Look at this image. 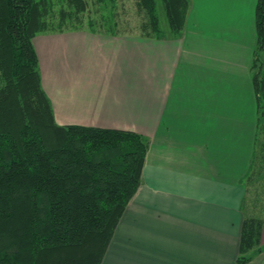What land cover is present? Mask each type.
<instances>
[{
  "label": "crops",
  "instance_id": "0c3cea01",
  "mask_svg": "<svg viewBox=\"0 0 264 264\" xmlns=\"http://www.w3.org/2000/svg\"><path fill=\"white\" fill-rule=\"evenodd\" d=\"M255 4L190 0L179 31H51L44 68L33 41L57 122L149 138L100 264H264V204L263 249L237 260L258 121ZM75 50L77 65H55Z\"/></svg>",
  "mask_w": 264,
  "mask_h": 264
},
{
  "label": "trees",
  "instance_id": "16d2710c",
  "mask_svg": "<svg viewBox=\"0 0 264 264\" xmlns=\"http://www.w3.org/2000/svg\"><path fill=\"white\" fill-rule=\"evenodd\" d=\"M162 1L170 28L181 30L190 0ZM137 3L147 14L139 32L158 30L155 0ZM107 4L0 0V264H100L141 181L149 138L128 128L57 122L32 41L37 32L50 29L87 26L118 32ZM93 7L100 11L97 17L90 15ZM255 27L251 68L258 121L245 175L240 262L263 249L264 0H256ZM251 187L256 197L248 199Z\"/></svg>",
  "mask_w": 264,
  "mask_h": 264
},
{
  "label": "rangeland",
  "instance_id": "374dc122",
  "mask_svg": "<svg viewBox=\"0 0 264 264\" xmlns=\"http://www.w3.org/2000/svg\"><path fill=\"white\" fill-rule=\"evenodd\" d=\"M155 2H156V13L159 17V24H160L161 30L166 31L167 28L169 27V24L167 21V15H166L163 1L155 0ZM94 7H97V5H95ZM94 7L90 11V15L97 17L100 11L95 10ZM104 8L106 12L110 14L112 19H115L118 21L119 31L122 29H127V28L128 30L140 31L141 30L140 24L142 20L147 18L145 9L138 6L137 0H108V4ZM81 30L87 31V30H92V29L87 26L77 27V28L70 27V28L64 29V31L68 33L69 32L75 33ZM51 31H56V30L50 29V30H44V31L37 32L36 36H34L32 40L34 41V44L38 50L41 68H44L45 65L48 66L50 64L47 60L48 53L45 50V45L48 42L47 39L50 33H52ZM59 41H61V38H59ZM64 42L69 43V42H72V40H65ZM58 58L60 59V61L55 62V65L60 66L66 63L68 65L74 66L79 63L78 57L76 55V50L66 52V59L64 61L60 55H58ZM61 122H71V121H61ZM250 189L251 190L248 192V196H249L248 199L256 197L252 195V192H253L252 187ZM259 203L256 200V202L254 203V210L257 211L259 209Z\"/></svg>",
  "mask_w": 264,
  "mask_h": 264
}]
</instances>
